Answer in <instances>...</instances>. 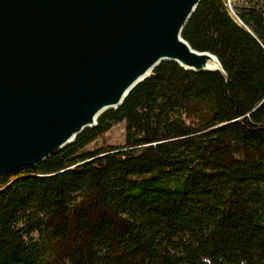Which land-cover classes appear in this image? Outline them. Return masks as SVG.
<instances>
[{
	"label": "trees",
	"instance_id": "1",
	"mask_svg": "<svg viewBox=\"0 0 264 264\" xmlns=\"http://www.w3.org/2000/svg\"><path fill=\"white\" fill-rule=\"evenodd\" d=\"M235 14L202 0L183 31L227 77L162 62L96 127L2 179L0 264H264V0ZM116 123L123 145L88 148Z\"/></svg>",
	"mask_w": 264,
	"mask_h": 264
},
{
	"label": "water",
	"instance_id": "2",
	"mask_svg": "<svg viewBox=\"0 0 264 264\" xmlns=\"http://www.w3.org/2000/svg\"><path fill=\"white\" fill-rule=\"evenodd\" d=\"M201 1L0 0V182L96 127L162 62L227 77L183 36Z\"/></svg>",
	"mask_w": 264,
	"mask_h": 264
},
{
	"label": "rangeland",
	"instance_id": "3",
	"mask_svg": "<svg viewBox=\"0 0 264 264\" xmlns=\"http://www.w3.org/2000/svg\"><path fill=\"white\" fill-rule=\"evenodd\" d=\"M243 0H226V5L233 17L236 18L235 8L242 4ZM125 142V125L124 123H116L112 129L106 134V136L97 142H94L88 146V148L94 149L105 145H123ZM14 175L12 179H14Z\"/></svg>",
	"mask_w": 264,
	"mask_h": 264
}]
</instances>
